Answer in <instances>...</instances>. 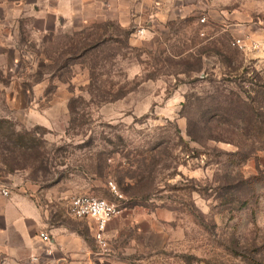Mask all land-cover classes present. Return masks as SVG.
<instances>
[{
    "label": "rangeland",
    "instance_id": "374dc122",
    "mask_svg": "<svg viewBox=\"0 0 264 264\" xmlns=\"http://www.w3.org/2000/svg\"><path fill=\"white\" fill-rule=\"evenodd\" d=\"M35 2L0 0V187L99 264H264V52L232 44L264 40V0H187L149 37L43 28ZM82 194L121 209L105 248L69 214Z\"/></svg>",
    "mask_w": 264,
    "mask_h": 264
},
{
    "label": "crops",
    "instance_id": "0c3cea01",
    "mask_svg": "<svg viewBox=\"0 0 264 264\" xmlns=\"http://www.w3.org/2000/svg\"><path fill=\"white\" fill-rule=\"evenodd\" d=\"M35 16L43 28L70 22L90 24L114 21L120 25H143L146 36L156 26L190 9L187 0H35ZM39 5L41 7H39ZM46 30V29H45ZM47 29L46 31H48ZM264 52V51H263ZM264 67V62L261 64ZM50 235V241L41 238ZM0 264H99L75 227L50 225L45 211L23 192L0 194Z\"/></svg>",
    "mask_w": 264,
    "mask_h": 264
},
{
    "label": "built area",
    "instance_id": "2783aa9c",
    "mask_svg": "<svg viewBox=\"0 0 264 264\" xmlns=\"http://www.w3.org/2000/svg\"><path fill=\"white\" fill-rule=\"evenodd\" d=\"M200 21L205 22L206 17L202 16ZM140 33H143V30H140ZM232 44L244 53L250 54L255 51H264V40L251 33L235 37ZM113 191L118 193L115 186H113ZM0 194L7 196L10 194V189L5 186L0 187ZM68 211L76 219H92L94 222V237L97 244L101 248L107 247V226L110 220L120 213L121 209L118 204L102 197L82 194L74 196L70 200ZM40 236L43 240L50 241L48 233L41 232Z\"/></svg>",
    "mask_w": 264,
    "mask_h": 264
}]
</instances>
